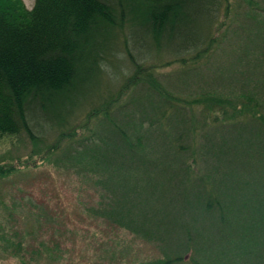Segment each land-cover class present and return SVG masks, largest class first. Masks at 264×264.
I'll return each instance as SVG.
<instances>
[{
    "label": "trees",
    "instance_id": "trees-1",
    "mask_svg": "<svg viewBox=\"0 0 264 264\" xmlns=\"http://www.w3.org/2000/svg\"><path fill=\"white\" fill-rule=\"evenodd\" d=\"M33 1L32 9L27 10L19 0L17 4L0 0V135H24L34 146L42 144L46 158L52 157L57 168L78 174L84 181L93 176L100 196L98 206L90 212L144 240L167 243L159 247L164 258L151 264H205L206 253L211 251H219L215 255L218 258L232 251L246 256L257 253L260 257L264 252V87L261 90L258 85H250L241 93L243 86L234 82L208 95L200 92L197 83H187L182 93L194 98V108L204 127L224 137L228 134L229 138L238 132L237 127L246 125L252 136L250 145L241 144L235 151L236 144L232 143L231 151L226 149L225 153L222 148L228 147L226 142L210 148L208 154L218 158L211 164V172L196 175L184 162L182 176L181 166L175 168V164L188 155L196 168L201 149L196 137L204 139L209 134L198 129L191 117L185 120L192 126L187 131L193 137L190 145H184V130L173 133L176 141L167 132L164 140L171 137L166 143L171 148L163 144V151H149L143 127L166 126L168 117L179 113L183 102L192 103V98L188 101L189 96L180 97L174 87L172 93L154 77L157 65L170 61L151 60L154 65L145 67L140 60L147 58H140L135 49L146 44L147 48L159 50L164 40H173V50L180 52L173 55L174 60L189 52L193 60L190 64L204 63L223 40L227 41L229 28L237 34V27L225 23L220 24L227 26L220 37L212 34L220 16L231 17V13L233 22L246 19L241 28L249 36L254 29L261 46L264 7L259 8L258 0ZM261 54L262 58L255 57L258 67L253 71L264 81V53ZM244 55H251V59L255 56ZM112 59L120 62L115 74L110 69ZM181 61L179 74L186 72L188 60ZM98 77L115 78L117 82L113 88L100 90L96 102L86 106V101L93 102L87 89L94 81L98 84ZM141 85L146 88L141 100L147 96L160 98L156 112L144 115L138 110L141 100L137 103L134 96L122 100L132 86L140 89ZM197 90L199 94L195 96ZM225 90L243 98L241 107L222 95ZM81 115L85 121L79 125ZM176 118L173 128L181 130L183 122ZM41 123L50 125L49 131L38 130ZM49 132H53L50 137L55 134L52 141L59 140L51 143L41 138L40 133ZM168 155V160L174 156L172 165L166 159ZM225 164L229 171L223 169ZM15 170L14 166H0V178ZM159 175L164 178L158 179ZM252 175L260 179L252 190L258 204L249 209L244 201L234 200L237 193L233 187L225 191L223 185H233L237 179L251 181ZM149 178L155 180L144 190L141 183ZM175 179L180 182L176 181V186ZM138 197L139 201L160 204L164 210H152L148 216L137 205ZM237 202L239 206L234 207ZM5 211L9 210L5 207Z\"/></svg>",
    "mask_w": 264,
    "mask_h": 264
},
{
    "label": "rangeland",
    "instance_id": "rangeland-1",
    "mask_svg": "<svg viewBox=\"0 0 264 264\" xmlns=\"http://www.w3.org/2000/svg\"><path fill=\"white\" fill-rule=\"evenodd\" d=\"M2 1L17 4V0ZM19 1L27 10H31L34 4L33 0ZM258 2L259 8H263L264 0H258ZM243 9L246 10V7L244 6ZM230 16L226 18L221 15L214 26L212 34L220 37L228 24L230 27H237V34L229 28L227 41L223 40L221 42L222 45L216 48L217 52L208 61L201 64H190L189 62L193 60H191L189 52L176 56L177 60H174L173 55L180 52L173 50V40L172 43L171 41L167 43V40H164L159 50H157L158 48H147L144 41V48L140 45L135 47L140 58H147L140 60L141 65H145V67L154 65L151 60L157 63L164 59L170 61L169 64L161 67L157 65L154 70L156 71L154 77L159 81L162 80L172 93L175 88L182 98L189 96L187 93H182L187 90L189 81H193V84L197 83L200 92L208 95L215 93L216 88H224V86L234 82L243 86L241 93L246 88H250V85H258L262 90L264 87L263 77L254 72L253 69L258 65L257 60L254 61L255 57H263L261 53H264V44L261 46L257 44L259 38L254 29L250 36L244 33V29L241 27L246 19L239 18L236 22H233L232 13ZM221 23L226 25L220 26ZM252 23L254 22L252 21ZM251 29V23H249L248 31L251 32ZM244 53L255 56L251 59V55L247 57ZM181 59L188 61L184 66L186 72L179 74L183 66ZM250 59L251 61L248 62L247 60ZM110 64L112 73H118L120 62L112 59ZM96 81L98 84L94 81L87 89L88 96H92L91 101L93 102L86 101V106L96 102L97 97L101 95L100 90L104 91L107 87L113 88L117 79L98 77ZM145 89L144 85H141L140 89L132 86L128 93L121 98L125 101L129 96H134L138 99V103L144 97ZM196 92L195 96L199 94L198 90ZM239 92H236V94H239ZM221 93L228 98H232L231 102L238 103V106L241 107L240 101L243 98L226 90ZM190 97H188V101H191L192 98V103L189 102L190 104L186 105L183 102L185 105L183 108H179V113L169 116L168 119L166 118V126L161 128L157 124H150L142 129L144 143L151 152H153V149L161 152L166 148L163 144L165 146L169 145L166 143L172 140L171 137L164 140L167 132H170L174 137L175 134L173 133L184 130L186 132V136H183L184 145H190L193 137L187 131L191 130L192 126H188L189 122L185 123V120L190 121L191 117L195 118L196 125L199 126L198 129L204 130V134H209L204 139L200 137L201 135L196 137L201 147L199 158L196 159V168L193 167V159L188 155L179 160L178 164H175V168L181 166L180 173L182 176H185L184 169L186 166H183L185 164L190 166L191 172H196V175L211 172V169L214 168L211 164L216 163L218 158L208 154V152H211L210 148L226 142L225 144L228 147L222 148L223 151L225 152L228 149V152H230L231 148L229 146L232 143L236 144L232 150L235 151L241 144L242 146L250 145L248 143L250 134L252 136L251 128L246 125L245 127H237L238 132L234 135L230 134L229 138L227 137L228 134L224 137V135H219L204 127L202 125L203 120L197 113L198 110L194 108V98ZM157 101H160L158 96L153 98L147 96L145 100L138 103V110L140 109L144 115L156 112L155 105L158 103ZM168 106L167 104L166 107ZM134 116L139 115L134 114ZM175 117H177V121L181 119L184 123H181V130L180 127L174 126L173 128ZM83 121H85V117L81 115L77 119V124L80 125ZM40 125L37 128L38 130L49 131L50 125L43 123ZM227 129L229 130V128ZM52 133L49 132L44 135L40 133V135L41 138H47L46 140L51 143L59 140L57 138L52 141L55 135L50 137ZM174 139L176 141L175 137ZM169 148H171L170 145ZM220 154L222 153L220 152ZM168 157L169 155L166 159L172 165L174 156L170 155V161ZM53 160L52 157L46 158L42 144L34 146L24 135L18 137L0 135V166H5V168L14 166V169H16L8 176L0 178V200L3 203V206L0 205V229L2 230H0V264H151L153 261L164 258V254L159 247L162 245L166 247V242L159 245V243L155 244L152 241L144 240L127 230L114 226V224L104 222L101 217L90 212V209L98 206L100 196L99 190L93 185V176L87 179L88 181H84L85 179L78 174L63 168H57L53 164ZM184 162L186 163L184 164ZM227 167V164H225L223 169L229 171L230 169ZM157 177L160 180L164 178L161 175ZM153 180L155 179L149 178L141 183L144 190L151 185ZM176 181L178 180L173 181L175 186ZM259 181L260 179L252 175L251 181H247L245 178L237 179L233 185L226 184L223 185V188L228 191V187H233L232 191L237 193L234 200L244 201L248 206L247 208L250 209L258 204L257 196L252 190L257 187ZM143 198L144 196H141V199ZM153 199H156V197L154 196ZM137 205L144 209L145 214H148V216L152 210H164L160 204L153 203L150 200H140ZM235 206H239V202L234 204ZM5 207L9 211H5ZM8 245L10 248H8ZM218 253L219 251L206 253L208 257L205 258L204 263L216 264L215 259H217L219 262L224 261L223 264H264V252H261L259 257L257 253L246 256L238 251H232L220 258L215 256ZM232 259L233 261H230Z\"/></svg>",
    "mask_w": 264,
    "mask_h": 264
}]
</instances>
